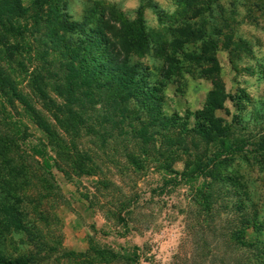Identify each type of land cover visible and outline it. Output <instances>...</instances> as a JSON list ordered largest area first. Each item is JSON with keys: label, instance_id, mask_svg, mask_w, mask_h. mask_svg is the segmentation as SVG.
Returning a JSON list of instances; mask_svg holds the SVG:
<instances>
[{"label": "trees", "instance_id": "obj_1", "mask_svg": "<svg viewBox=\"0 0 264 264\" xmlns=\"http://www.w3.org/2000/svg\"><path fill=\"white\" fill-rule=\"evenodd\" d=\"M32 1L35 9L30 14V31H38L37 42L45 45L51 41L56 45L60 39L57 25L67 29L74 21H69L55 8L51 17L39 12L43 5L46 7L42 10L49 9L51 0ZM24 8L20 0H0V44L6 40L8 30L19 31L11 19ZM107 10L108 22L104 9L100 12V22L91 28L97 32L94 41L105 45L104 59L75 65V55H68L60 61L64 73L48 79L34 68L37 63L30 65L28 92L18 89L10 73L0 66V123L6 124L0 127V232L24 231L30 237H34V233L39 237L41 230L37 234L38 225H31L29 219V204L35 208V217L46 220L39 206L40 197L64 200L53 168L69 180L80 174L93 177L90 178L92 191L83 186L81 195L88 199L91 193L96 200L97 195L107 196L104 201H98L104 216L116 217L127 225L135 215L134 208L141 205L135 180L156 167L176 172L171 165L174 158L171 152L179 150L183 166L177 171L178 177L203 173L208 178L202 187L190 190L187 199L190 205L198 203L197 209L205 210L206 217H186V235L178 239L168 259L153 264H264V217L236 216L238 210L245 208L243 197L231 203V217H215L219 215V207L235 195L233 186L239 177L233 172L220 174L215 167L217 158L244 149L241 143H226L221 135L225 127L214 110L221 107L226 96L222 85L214 82L201 107L193 111L190 126L178 113L168 116L155 113L143 120L138 113L142 107H138L130 116L129 104L141 101L145 89L138 84L135 65L129 63L128 53L131 49H140L146 34L139 17L127 20L111 5ZM177 30L182 36L169 40L173 47L196 31L189 22L180 24ZM4 47L7 56H13L11 46L5 44ZM64 48L68 53L75 51L69 45ZM162 54L167 59L162 73L170 74L176 60L165 51ZM17 104L42 135L28 147L21 144L25 142L26 127L8 124L14 121L8 119L9 112L17 110ZM212 140L218 141L221 149L216 148L207 155V146ZM36 182L41 187L38 192L34 188ZM123 185L126 193L122 191ZM87 201L90 205L93 202L92 199ZM247 229L254 233L253 238L247 236ZM38 243L56 249L57 256L65 260L59 264H130V260L143 252L137 245L131 253H126L94 243L83 250L68 249L59 239H53L51 245L41 239ZM30 260V254L9 255L0 251V264H27Z\"/></svg>", "mask_w": 264, "mask_h": 264}, {"label": "rangeland", "instance_id": "obj_2", "mask_svg": "<svg viewBox=\"0 0 264 264\" xmlns=\"http://www.w3.org/2000/svg\"><path fill=\"white\" fill-rule=\"evenodd\" d=\"M20 1L25 8L11 19L20 29L6 32V40L0 44V66L10 73L21 91H30L29 72L35 63L39 75L48 79L64 73L60 61L68 55H75V65L104 59L105 45L94 41L97 32L91 28L100 22V12L104 9L108 22V5L127 20L139 17L146 34L140 49H131L128 53L129 63L135 65L138 84L145 89L142 102L129 104L130 116L142 107L138 113L143 120L150 114L178 113L190 126L193 111L201 107L214 82L222 85L226 96L221 107L214 110L225 127L221 135L226 143H241L244 149L217 158L215 167L220 174L233 172L239 177L233 186L235 195L219 207V215L215 217H231V203L241 197L245 208L234 211L236 216L264 217V0H51L50 8L42 10L46 7L43 5L39 12L50 16L55 8L74 21L67 29L57 25L60 39L56 45L51 41L45 45L36 41L38 31H30V14L35 4L32 0ZM185 22L196 31L174 48L169 40L182 36L177 27ZM132 27L136 29V24ZM5 44L11 46L13 56H7ZM64 45L75 51L66 52ZM163 51L176 60L170 74L162 73L167 67ZM107 75L105 72L104 77ZM16 109L10 110L8 119L14 121L8 124L26 127L25 142L21 144L28 147L42 135L18 104ZM5 125L0 123V127ZM216 148L221 149L218 141L209 142L207 155ZM171 155L176 172L156 167L135 180L141 205L134 208L135 215L127 225L116 217L104 216L98 201H104L107 196L97 195L96 200L91 193L88 199L81 195L85 186L92 191L90 178L93 177L80 174L69 180L53 168L64 200L40 197L39 206L46 220L35 217V208L29 204L31 225L37 224L36 233L40 229L41 234L30 237L24 231L0 232V251L9 255L30 254L27 264H59L65 260L57 256V250L38 243L41 239L51 245L53 239H59L62 246L74 250H83L89 243L109 245L126 253H131L134 245L142 247L141 255L130 260V264H153L168 259L178 239L186 235V217H206L205 210L197 209L198 203L190 205L187 199L190 190L202 187L208 179L203 173L178 177L177 171L183 166L179 159L182 154L178 150ZM102 169L104 172L103 165ZM39 186V182L34 185L37 192L41 189ZM123 188L126 193V186ZM91 199L90 205L87 200ZM246 233L253 238L250 229Z\"/></svg>", "mask_w": 264, "mask_h": 264}]
</instances>
